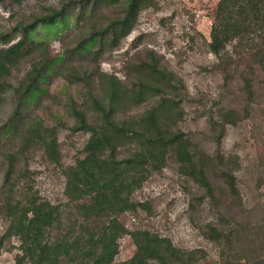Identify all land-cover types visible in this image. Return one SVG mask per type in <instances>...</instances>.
I'll list each match as a JSON object with an SVG mask.
<instances>
[{
    "label": "trees",
    "instance_id": "trees-1",
    "mask_svg": "<svg viewBox=\"0 0 264 264\" xmlns=\"http://www.w3.org/2000/svg\"><path fill=\"white\" fill-rule=\"evenodd\" d=\"M158 1L68 0L29 24L0 34V100L2 94L12 100L0 126V158L7 163L0 194L9 220L0 244L18 240L15 264H112L125 235L135 247L126 264H208L201 250H182L151 231H129L120 221L122 215L146 208L133 199L134 193L169 163L179 177L196 186V206L208 202L218 209L214 221L202 230L217 251L211 264H264V213L258 214L264 206L242 193L236 175L241 170L239 158L222 151L227 128L237 126L244 115L221 102L207 110L203 116L213 146L208 153L195 133L179 128L189 100L181 81L161 67L153 52L147 61L131 65L134 81L130 85L100 69L88 72L72 64L80 60L98 67L105 54L117 51L130 36L141 13L157 8ZM117 7L120 14L106 15ZM58 26L63 32L84 28L85 36L67 53L51 56L49 42L36 43L32 33ZM186 39L192 49L194 37L188 34ZM201 40L218 59L215 68L224 71L225 77L230 68L228 47L237 54L246 53L250 62L242 75V93L248 103L252 101L254 75L258 71L264 76V0H219L211 15L209 41ZM29 58L32 63L17 85L7 83ZM55 77L81 86V102L68 98L65 113L73 121L70 131L88 134V139L82 158L64 171V204L31 195L20 201L12 184L18 156L40 149L51 164H60L61 118L54 117V124L48 126L35 114ZM150 101L155 104L142 115L123 118ZM122 149L129 151L119 158ZM216 182L225 189L227 204L220 203Z\"/></svg>",
    "mask_w": 264,
    "mask_h": 264
},
{
    "label": "rangeland",
    "instance_id": "rangeland-1",
    "mask_svg": "<svg viewBox=\"0 0 264 264\" xmlns=\"http://www.w3.org/2000/svg\"><path fill=\"white\" fill-rule=\"evenodd\" d=\"M0 34L10 32L15 26L29 24L34 18L42 16L50 8H60L68 0H0ZM219 0H159L157 8L144 10L133 32L121 44L120 48L107 53L99 66L75 60L74 67H82L88 72L100 69L108 75H115L121 82L130 85L134 81L132 64L148 60L153 52L163 68L171 71L181 81L189 103L185 120L179 128L195 133L202 148L208 153L213 146L208 140L205 115L211 106L218 102L235 107L244 115V119L235 127H228L223 140L222 151L225 155H236L241 170L237 172L238 184L242 193L255 199L264 206V76L256 71L254 75V98L248 103L242 93V75L248 70V56L245 52L237 54L228 47V76L218 71L215 65L218 59L211 54L201 37L209 41L211 15ZM121 7L108 10L107 16L120 14ZM75 10L71 11V18ZM73 21V20H71ZM71 25V23H70ZM89 24H85L88 29ZM83 28V29H84ZM83 29L63 32L60 26L47 29L38 28L32 33V39L39 43L49 42L51 56L67 53L85 36ZM192 35L195 45L189 48L187 35ZM19 38L17 37L16 40ZM32 59H27L15 69L7 83L16 86L28 70ZM231 79V80H229ZM228 80V81H227ZM98 86L93 83L92 89ZM78 84L69 85L64 79H52L48 95L35 110V114L45 120L46 125L54 124V117L61 118L63 126L58 130L60 164H51L40 149H34L17 158L12 175L15 197L24 201L29 195L51 204H64V171L82 158V149L88 134L72 133L73 121L65 113L68 98L81 102L83 92ZM155 101L147 102L123 115L124 119L140 116L151 108ZM12 106L9 94H2L0 100V126L6 121ZM244 110V111H243ZM246 110V112H245ZM246 113V114H244ZM128 149H122L119 158L127 155ZM7 163L0 158V193ZM221 204L230 200L220 182H216ZM198 190L192 183L179 177L174 164L159 173H155L136 191L133 199L145 205L136 213H127L120 217L125 227L148 230L170 239L182 250H201L206 253L208 264L217 257L216 248L202 236V230L214 221L218 209L208 202L195 205ZM0 194V241L9 220ZM195 207V208H194ZM259 210L258 214L262 215ZM0 264H15L19 254V242L16 238L3 240L0 244ZM135 253V247L128 235L119 240V254L112 264H126ZM205 264V263H202Z\"/></svg>",
    "mask_w": 264,
    "mask_h": 264
}]
</instances>
